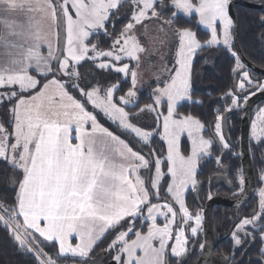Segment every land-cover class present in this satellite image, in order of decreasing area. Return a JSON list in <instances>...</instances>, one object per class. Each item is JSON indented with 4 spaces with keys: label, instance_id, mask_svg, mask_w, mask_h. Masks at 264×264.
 <instances>
[{
    "label": "snow or ice",
    "instance_id": "snow-or-ice-1",
    "mask_svg": "<svg viewBox=\"0 0 264 264\" xmlns=\"http://www.w3.org/2000/svg\"><path fill=\"white\" fill-rule=\"evenodd\" d=\"M249 3L264 25V0ZM241 7L0 0V227L28 264H188L194 254L210 264L206 213L189 206L188 194L199 199L198 177L213 159L234 176L233 194L245 191V153L225 126L264 95V77L238 43ZM147 40L156 42L151 51ZM156 53L160 66L145 80L143 60ZM218 56L229 67L219 97L209 93V120L184 109L205 107L194 68ZM256 113L247 153L254 159L260 148L264 162V107ZM258 181L264 185V168ZM258 197L231 221L222 264H264V187Z\"/></svg>",
    "mask_w": 264,
    "mask_h": 264
},
{
    "label": "trees",
    "instance_id": "trees-1",
    "mask_svg": "<svg viewBox=\"0 0 264 264\" xmlns=\"http://www.w3.org/2000/svg\"><path fill=\"white\" fill-rule=\"evenodd\" d=\"M260 14L261 13L259 9L241 7L239 14L238 40L245 56L254 64L264 67V41H262L260 38L261 32H264V25H261L259 22ZM228 67L229 62L227 58L223 56L214 57L207 64H205L203 61L198 62L194 68V80L197 89L196 98L203 100L205 107L201 108L199 106H188L184 110L195 115H208V119L211 120V115L208 113L207 105L211 102V98L219 97L220 93L215 91V89L222 87L223 84L227 81ZM209 93L211 94V98L209 96ZM146 97L147 93H144V101H146ZM102 122L105 123V126H110L109 122ZM240 124L241 117L239 113L230 116L229 125L232 134H234L237 139L240 133ZM110 127L111 130L115 131V126ZM185 142L188 144L186 139ZM257 150L258 148L255 149V153L258 154V156L261 155V153L257 152ZM236 151L239 152V147H237ZM229 163L239 165L241 162L239 160L233 159L229 160ZM259 164L262 165L264 164V162H262L261 160L259 161ZM253 166L254 169H256V166ZM218 167L219 166H217L214 162H207L206 166L201 170V174L199 175L198 179L203 182V193L208 190L207 183L218 170ZM260 169L257 170L256 175V192L262 186L258 181ZM232 172L234 173L235 169H233ZM229 177L235 184L234 176L231 173H229ZM194 193L195 192H190L188 194V204L190 207H194ZM255 195H258V193H256ZM249 210L252 209L250 208L248 209V211ZM97 251H99V249H97ZM255 251L256 250L254 249L252 256H255ZM69 260L71 262H74L72 259H68V261ZM0 264H28L27 258L17 252L11 240L8 238L7 233L2 227H0Z\"/></svg>",
    "mask_w": 264,
    "mask_h": 264
},
{
    "label": "flooded vegetation",
    "instance_id": "flooded-vegetation-1",
    "mask_svg": "<svg viewBox=\"0 0 264 264\" xmlns=\"http://www.w3.org/2000/svg\"><path fill=\"white\" fill-rule=\"evenodd\" d=\"M258 66H260V65H258ZM262 68H264V67H262ZM253 73L258 77H264V75H260V74L255 73V72H253ZM261 103H263V105L260 107H264V100H262V101L258 102L257 104H255L254 107L252 108L251 113H250V125H251V121L253 118L255 108ZM239 115L242 118V112H239ZM230 116H231V114L229 115V121L225 127V131L230 136L232 142L234 144L239 145V151H240L241 150L240 133H239L238 139H237V137L234 136V134H232V131H231V128L229 125ZM240 130H241V124H240ZM249 136H250V134H249ZM236 150H237V148H236ZM257 152L261 153V155L258 156V154L255 153L256 154L255 158L254 159L251 158L252 164L256 166V169H254L255 177L257 175V170L260 169V167L261 168L264 167V164H262V165L259 164V161H261V156H262L261 149L258 148ZM213 155H215V153H213ZM229 160H233V158L225 157V163H229ZM209 162L215 163V160L213 159V160H210ZM253 168H254V166H253ZM210 180H211V191L213 193V197L220 196L222 198L236 199L241 194V193L239 195L233 194V192L235 191V184L233 182L232 185H229L228 181L231 180L229 177V173H225L220 167H218V170L215 172V174L211 177ZM256 186H257V184H256ZM208 188H209V182L207 183V189ZM207 192H208V190L206 192H204L205 193L204 194L201 190L200 195H199V199H195L196 193H194V196H193L194 207H191L192 209L195 210L197 205H199L200 207L205 209L206 202L208 201L206 199ZM255 192H256V190H255ZM255 192H254L252 198L248 202L242 204L239 208L232 206V205L216 204L211 209V223H212L213 234L215 235L216 232L219 233V240L216 242V246L214 248V254L215 255H218L219 257H224V256L230 255V249H231L230 233L232 231L231 221L236 219L238 213L241 215L247 214L251 211V210L248 211V209H250V208L253 209L257 206L255 198L258 195H255L256 194ZM253 251H254V249L251 250L250 255H253L252 254ZM199 257L200 256L197 254L190 256V258L188 259V264H195L197 262V260L199 259Z\"/></svg>",
    "mask_w": 264,
    "mask_h": 264
},
{
    "label": "water",
    "instance_id": "water-1",
    "mask_svg": "<svg viewBox=\"0 0 264 264\" xmlns=\"http://www.w3.org/2000/svg\"><path fill=\"white\" fill-rule=\"evenodd\" d=\"M235 2L237 4L246 5L249 8L258 9L254 5L250 4L249 0H235ZM238 43H239V40H238ZM245 59L253 72L258 73L260 75H264V68L254 64L246 56H245ZM262 100H264V95L257 94L256 96L252 97L249 102L250 107L247 110V116H245L244 113L242 112L241 130H240V146H241L240 151H243L245 153L242 158L243 168H244L245 174L249 178V182L246 185L245 191L241 193L236 199L222 198L220 196L213 197V199L210 201L208 200L205 205V209H204L206 213L205 228L207 230L208 238L211 241V246H212L211 256L209 258L210 264H222V258H223V257H219L218 255L214 254V248L216 246V242L219 240V233L216 232L215 235L213 234L212 223H211V209L216 204L232 205V206L239 208L242 204L248 202L252 198L256 190V177H255V172H254V168L252 164V159L251 157H249L247 153V145H248V138L250 134V113L254 105ZM195 264H200V257Z\"/></svg>",
    "mask_w": 264,
    "mask_h": 264
},
{
    "label": "rangeland",
    "instance_id": "rangeland-1",
    "mask_svg": "<svg viewBox=\"0 0 264 264\" xmlns=\"http://www.w3.org/2000/svg\"><path fill=\"white\" fill-rule=\"evenodd\" d=\"M155 41L153 40H147L145 42L146 44V47L149 49V51H151L154 47H155ZM167 49L165 48H162L161 49V52H166ZM159 55L160 53H156L155 54V60H151L150 58H145L143 60V63L141 65V71L143 72V75H144V79L145 80H151L152 79V73L153 71L155 70H158L159 66H160V60H159ZM154 86V85H153ZM145 88L147 89L148 88V85L146 84L145 85ZM145 93H147V91H145ZM144 102H149V101H144ZM263 103L259 104L256 108H255V111H254V114H253V118H252V121L256 119V116H257V113H256V109L260 106H262ZM251 121V123H252ZM250 134H251V125H250ZM186 139V137H185ZM188 145L190 146V142H188ZM261 187H264V185H262ZM259 191V190H258ZM258 191L256 193H258ZM258 196L256 197V203H258ZM195 204V203H194ZM194 210V209H193ZM62 264H75V262H71L70 260H66L65 262H62Z\"/></svg>",
    "mask_w": 264,
    "mask_h": 264
}]
</instances>
